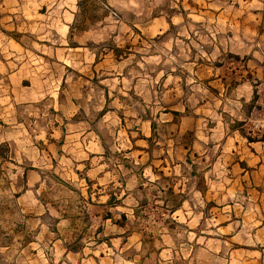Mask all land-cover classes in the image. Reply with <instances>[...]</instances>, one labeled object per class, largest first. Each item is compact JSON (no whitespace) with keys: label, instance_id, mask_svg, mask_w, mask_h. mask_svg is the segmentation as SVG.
<instances>
[{"label":"rangeland","instance_id":"obj_1","mask_svg":"<svg viewBox=\"0 0 264 264\" xmlns=\"http://www.w3.org/2000/svg\"><path fill=\"white\" fill-rule=\"evenodd\" d=\"M0 264H264V0H0Z\"/></svg>","mask_w":264,"mask_h":264}]
</instances>
